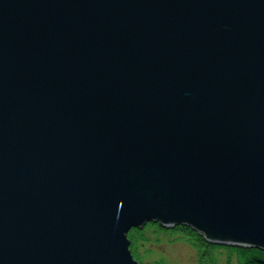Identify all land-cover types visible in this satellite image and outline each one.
Wrapping results in <instances>:
<instances>
[{
  "label": "water",
  "instance_id": "water-1",
  "mask_svg": "<svg viewBox=\"0 0 264 264\" xmlns=\"http://www.w3.org/2000/svg\"><path fill=\"white\" fill-rule=\"evenodd\" d=\"M148 222L264 251V0H0V264Z\"/></svg>",
  "mask_w": 264,
  "mask_h": 264
},
{
  "label": "rangeland",
  "instance_id": "rangeland-1",
  "mask_svg": "<svg viewBox=\"0 0 264 264\" xmlns=\"http://www.w3.org/2000/svg\"><path fill=\"white\" fill-rule=\"evenodd\" d=\"M148 223L143 228L133 227L139 230H144L143 239L142 240L137 239L135 245L139 257L138 259L139 262L144 264H150V263L154 264L157 262L159 264H200V261L198 259V251L197 248L194 246L193 242L189 240L186 236L177 233L172 234L168 232V230H172L177 226H185L191 228L190 226L178 224L175 227L163 228L158 223L151 222L153 224H158L161 229L158 227L145 228L148 225ZM213 245L217 246V248L214 250H215V254L217 255V258L219 259L218 260L219 264H226L227 250L223 248L226 245H221V244H213ZM130 246H131V240H130ZM230 247H235V246H230ZM240 248H245V247H240ZM249 249H255V248H249ZM232 258L234 260V263L238 261L236 254L235 255L233 254Z\"/></svg>",
  "mask_w": 264,
  "mask_h": 264
},
{
  "label": "trees",
  "instance_id": "trees-1",
  "mask_svg": "<svg viewBox=\"0 0 264 264\" xmlns=\"http://www.w3.org/2000/svg\"><path fill=\"white\" fill-rule=\"evenodd\" d=\"M148 227H158V224L148 223L145 228ZM161 229V228H160ZM164 230V229H162ZM170 233H177L183 236H186L189 240H191L194 246L197 248L198 251V259L200 264H219V259L215 254V250L217 246L209 243L202 235H200L197 231L193 230L192 228L185 227V226H177L172 230H168ZM144 230H139L136 228H132L129 233L128 237L131 240V252L135 259H139L138 253L136 251V240L143 239ZM225 250H227V259L226 264H264V252L258 249H249V248H240V247H230L224 246ZM233 254L237 255V262L234 263L232 258ZM144 264V263H142ZM153 264V263H150ZM154 264H159L154 263Z\"/></svg>",
  "mask_w": 264,
  "mask_h": 264
},
{
  "label": "bare ground",
  "instance_id": "bare-ground-1",
  "mask_svg": "<svg viewBox=\"0 0 264 264\" xmlns=\"http://www.w3.org/2000/svg\"><path fill=\"white\" fill-rule=\"evenodd\" d=\"M245 248H247V247H245ZM259 250V249H258ZM140 264H142L141 262H139Z\"/></svg>",
  "mask_w": 264,
  "mask_h": 264
}]
</instances>
